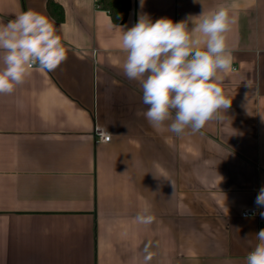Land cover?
<instances>
[{
	"label": "crops",
	"instance_id": "1",
	"mask_svg": "<svg viewBox=\"0 0 264 264\" xmlns=\"http://www.w3.org/2000/svg\"><path fill=\"white\" fill-rule=\"evenodd\" d=\"M103 0H0V24L33 10L54 22L67 50L55 71H32L0 95V264H246L264 218V0H130L122 25ZM50 3L59 9H50ZM231 6L235 57L221 73L232 98L198 133L157 130L139 82L122 65L121 29L138 15L198 22ZM118 26V27H116ZM199 35V34H195ZM2 67V63H0ZM95 125L111 140L96 143ZM174 184V188L172 184ZM148 209L151 225L136 222Z\"/></svg>",
	"mask_w": 264,
	"mask_h": 264
},
{
	"label": "clouds",
	"instance_id": "2",
	"mask_svg": "<svg viewBox=\"0 0 264 264\" xmlns=\"http://www.w3.org/2000/svg\"><path fill=\"white\" fill-rule=\"evenodd\" d=\"M144 3L140 0L141 8ZM230 8L220 5L214 11H203L191 29L188 20L173 22L162 17L153 21L146 13L138 15L127 30L119 26L121 50L126 53L123 73L139 82L142 103L148 106L143 115L153 128L160 130L170 122L168 129L177 136L186 130L195 134L208 122L223 119L222 113L231 108L232 98L222 87L221 75L233 70L235 60L227 43V34L237 22ZM66 60L63 39L47 16L27 10L0 24V95L13 94L34 69L52 72ZM105 136L111 134L105 130L101 141ZM255 205L264 208V187ZM259 215L264 218V211ZM135 220L151 225L156 216L144 209ZM256 238L258 243L247 254L246 264H264V229ZM152 248L153 241L145 243L144 264L154 258Z\"/></svg>",
	"mask_w": 264,
	"mask_h": 264
},
{
	"label": "trees",
	"instance_id": "3",
	"mask_svg": "<svg viewBox=\"0 0 264 264\" xmlns=\"http://www.w3.org/2000/svg\"><path fill=\"white\" fill-rule=\"evenodd\" d=\"M58 6L56 4L50 3V9L55 12ZM100 7L104 10L110 12L113 22L116 25H122L126 22L128 14L131 10L130 0H103ZM59 9L61 17L59 20L63 19V11Z\"/></svg>",
	"mask_w": 264,
	"mask_h": 264
},
{
	"label": "built area",
	"instance_id": "4",
	"mask_svg": "<svg viewBox=\"0 0 264 264\" xmlns=\"http://www.w3.org/2000/svg\"><path fill=\"white\" fill-rule=\"evenodd\" d=\"M97 126H99V128H97ZM105 130L106 129L103 126L95 125L93 135H94V139H95L96 143H106V142H109L111 140V137L109 138V137L105 136L103 141H101L100 136L103 134V132ZM253 213H255L254 216H253ZM259 216L260 215H259L258 209H246L242 213V217H244V218L259 217Z\"/></svg>",
	"mask_w": 264,
	"mask_h": 264
}]
</instances>
